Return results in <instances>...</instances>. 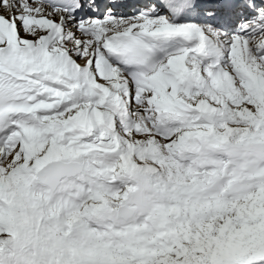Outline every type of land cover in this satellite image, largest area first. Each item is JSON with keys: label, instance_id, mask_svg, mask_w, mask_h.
Wrapping results in <instances>:
<instances>
[{"label": "bare ground", "instance_id": "6f19581e", "mask_svg": "<svg viewBox=\"0 0 264 264\" xmlns=\"http://www.w3.org/2000/svg\"><path fill=\"white\" fill-rule=\"evenodd\" d=\"M23 1L26 2V0ZM249 1L259 2V6L264 5V0ZM17 3L15 1V4ZM180 3L181 0H168L166 3L156 1L150 6L154 10L148 19L108 16L103 23L89 21L84 27V29H92L88 37L74 27L70 20H64L66 36L58 38L46 19H43L44 16L51 18L52 11L46 7L42 11H36L31 5L25 10L24 14L27 18L21 21L20 41L35 46L46 40L52 50L57 51L59 47L62 48L67 53L62 56L67 72L61 83L42 85L40 97L45 103V109L19 115L16 120L17 131L11 136L7 147L0 151V264H5L1 254L7 235L10 232L19 234V221L22 224L35 221L33 217H36V212L23 204L22 193L32 190L31 182L35 178L36 171L54 158L79 160L77 158L82 155L92 154L104 158L101 167L94 166V169L101 175L105 171H108L111 176L115 173L120 174L123 168L131 174L140 172L160 176L162 172L159 169L144 164L143 166L133 164L132 155L140 153L145 157L146 154H152L163 156L159 157L160 159L165 157L167 159L173 154L177 156L183 150L187 153L188 147L185 143L191 142H186L189 138L184 141V146L174 144L170 147L168 143L172 141V139L168 140L171 136L166 137L169 131L163 130L172 127L165 120L168 119L169 112L186 115L189 121L200 118L203 122L211 123V125L205 124L204 128L212 139H217L220 135L231 143H237L242 139L246 140V136L252 137L254 131L262 135L263 129L260 128L259 123L264 122V13L255 12L245 17L232 11L225 12L208 0L201 2L193 0V3H198L200 6L195 5L186 15L179 17V8H174V6ZM169 8L172 9L171 12H168ZM121 9L126 11L124 7H118L116 10ZM208 12H215V16H211ZM172 13L179 22L184 19L187 21L181 24L173 23ZM227 23H236L243 31L240 35H233L230 32L232 26L226 27ZM135 29L148 30L151 33L174 31L177 34H183L188 32L197 39V44L201 41L207 42L211 56L216 59L212 63H221L222 67L217 71L209 70L208 67L203 68L196 62L194 55L187 56L186 54H177L166 60L145 79H137L110 65L106 68L96 66L93 57L101 52V42L107 35L116 30L132 31ZM96 30H99V33H96ZM87 39L88 43L85 42ZM186 51H191V49ZM209 65L211 66L210 62ZM185 73L188 74L187 80L182 78ZM73 79L78 80L75 87L80 88L85 94L80 100L71 97L74 87L71 84ZM177 83L180 87L185 86V89L191 93L204 88L207 94L187 96L185 93L177 92ZM109 90L124 95L120 108H111L104 103V95ZM232 93H241L238 97L240 101L235 105L239 107L238 109L231 107L230 102L224 100L231 98ZM256 93H260L261 97L257 98ZM212 98L218 102L212 103L210 101ZM121 109L124 112H120ZM129 109L132 118L135 117L133 121L127 116ZM212 112L214 115H211ZM42 113L45 114L42 115ZM220 117L223 118L219 119ZM123 119L124 121H121L124 129L122 138L118 131V121ZM128 121L132 124H128ZM232 121L237 122L231 123ZM158 133H161V136H155ZM141 140L154 141V143H151L149 149H144L146 147L143 148V146H138L136 149L135 144ZM43 155L48 158L46 162L37 160ZM33 156L36 159H32ZM16 159L22 160V164L20 163L22 166L13 164ZM81 162L85 169L77 178L86 179L84 178L86 169L89 165H94V162L90 160L88 163L84 160ZM88 174L90 175V172ZM95 175H97L96 172ZM93 178L91 177V180ZM66 180L64 179L62 184ZM100 181L104 182L106 187H118L117 181L114 183L111 179L107 181L100 179ZM125 181L126 179L120 180L119 187L124 185ZM103 184L95 181L91 187L77 181L78 186L74 187L75 194L79 197L86 194V199H91L94 203L101 199L112 201L119 197L118 194L111 195L117 191L115 188L113 190L107 188L108 195L101 196L99 186ZM52 194L34 193L36 198H42L41 200L45 203L41 205L43 207V210L42 207L40 210L41 216L58 217L64 210L67 212L69 207H75L70 205L72 202L63 198L52 202V199H49ZM128 194L129 192L122 193V204L128 203ZM239 203L238 205L241 206ZM86 205L77 206L71 215L77 212L82 215V212L87 210ZM117 206L119 205L115 208ZM158 209L161 212L163 210L161 207ZM243 212L240 218L251 213L252 209L244 206ZM80 214H76V219L71 218L70 221L67 219L69 222L65 219V224H74V222L82 224ZM154 218H158L157 222L162 229L167 228L164 216ZM190 248L189 245L183 247L181 251L182 256L185 257V263L174 261L176 257L173 254L163 253L157 258L159 262L155 264H199L197 255L191 253ZM207 254L213 255L209 251ZM258 257H255L251 264H264V258Z\"/></svg>", "mask_w": 264, "mask_h": 264}, {"label": "rangeland", "instance_id": "374dc122", "mask_svg": "<svg viewBox=\"0 0 264 264\" xmlns=\"http://www.w3.org/2000/svg\"><path fill=\"white\" fill-rule=\"evenodd\" d=\"M232 94L231 98L224 100L230 102L231 107L238 109L239 107L235 105L240 101L238 97L241 93ZM255 95L257 98L261 97L260 93ZM210 101L218 102L214 98ZM213 113L211 115H214ZM197 121L203 122L200 118ZM236 122L232 121L231 123ZM259 125L263 129L262 135L254 131L252 137L246 136V140L242 139L237 143H231L220 135L217 139L210 138L204 128L205 124L197 126L194 125V122H187L183 128L178 126V131L170 134L172 139L170 145L184 146V141L189 138L186 142H191L185 143L188 147L189 157L192 155L191 158L195 162L204 163V166L207 165V161L213 163L212 166L199 171L198 181H192L191 175L185 173V170H182L183 174H180L174 161H167L169 158L160 159L159 157L163 156L152 154H146L143 157L140 153H134L132 163L159 169L162 172L160 176L140 172L131 174L123 168L120 174L115 173L113 176L105 171L103 173L105 179H111L112 182L117 181L118 187L111 189L100 181L99 184L103 185L99 186V191L103 197L108 195L107 188L117 190L120 188V180L133 177V175L137 176L136 181L139 183L140 190L136 198H141L143 202L138 205V210H140L138 218L128 222L116 219L115 206L123 203L121 202L123 196H121L122 193L119 194V191L111 194L119 196L112 201H103L102 199L97 203L91 199L86 201L87 210L84 211L86 217L83 221L93 220L88 225H85L88 222L79 224L78 222L81 220L76 222L78 224L75 222L74 224H65V219L70 221L73 218L76 219V214H80L77 212L75 215H71L75 207H69L67 212L64 210L61 213L62 216H41L40 210L44 200L39 201L35 197V188L34 191L22 193L23 204L36 212V217H33L35 221L27 224L26 222L22 224L19 221V234L10 232L7 235L1 254L4 263L155 264L159 262L157 258L163 253L173 254L176 257L174 261L185 263V257L182 256L181 251L183 247L189 245L190 252L197 255L199 264H243L245 262L251 264L255 257L259 256L263 259L264 122H260ZM169 130L171 131V129L166 131ZM118 131L123 138V130L119 129ZM160 134L155 136H161ZM152 142L154 143V141L141 140L135 144V148L143 146V148L146 147L144 149H149ZM218 150L230 154L229 164L214 159V153ZM82 156L83 159L81 157L77 159L87 163L89 160L94 162V165L88 166L87 171L90 172V175L87 173L85 179L86 183L90 182L89 185L92 186L99 177V174L95 175L94 168L101 166V160L92 154ZM86 156L90 158L87 159ZM32 159L36 158L33 156ZM47 159V156L43 155L39 156L37 160L46 162ZM95 160L97 161L95 162ZM20 163L22 164L21 159L13 161V164L22 166ZM91 177H94V180H91ZM34 179H32V185L36 183ZM75 179L66 180L62 191H67L68 188L76 185L78 180ZM144 190L150 200L157 199L165 203L162 212L158 209L160 213L158 216L166 218V229H162L156 222L158 219L154 218L156 210L152 211L149 199L146 201L142 198ZM239 202L243 208L245 206L252 209V212L245 214L243 218H240L244 212L243 208L238 205ZM18 215L20 217V214ZM112 219L114 220L111 221ZM208 251L213 255L207 254Z\"/></svg>", "mask_w": 264, "mask_h": 264}, {"label": "water", "instance_id": "95a60500", "mask_svg": "<svg viewBox=\"0 0 264 264\" xmlns=\"http://www.w3.org/2000/svg\"><path fill=\"white\" fill-rule=\"evenodd\" d=\"M81 171L82 166L77 161L55 159L44 165V167L38 171L37 176L41 182L48 184L52 190H55L62 177L74 176ZM134 212V209L129 205H122L119 207L117 218H122L127 221L133 217Z\"/></svg>", "mask_w": 264, "mask_h": 264}]
</instances>
